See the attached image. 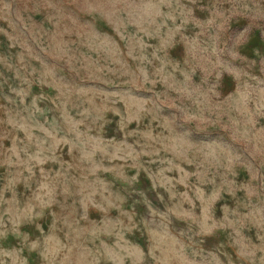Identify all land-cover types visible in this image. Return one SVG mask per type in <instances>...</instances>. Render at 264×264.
<instances>
[{
	"label": "rangeland",
	"instance_id": "obj_1",
	"mask_svg": "<svg viewBox=\"0 0 264 264\" xmlns=\"http://www.w3.org/2000/svg\"><path fill=\"white\" fill-rule=\"evenodd\" d=\"M251 33L264 0H0V264H264Z\"/></svg>",
	"mask_w": 264,
	"mask_h": 264
},
{
	"label": "crops",
	"instance_id": "obj_2",
	"mask_svg": "<svg viewBox=\"0 0 264 264\" xmlns=\"http://www.w3.org/2000/svg\"><path fill=\"white\" fill-rule=\"evenodd\" d=\"M241 49L247 58L254 59L264 53V39L258 33H251ZM223 83L224 87L230 84L228 78Z\"/></svg>",
	"mask_w": 264,
	"mask_h": 264
}]
</instances>
